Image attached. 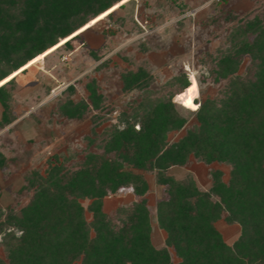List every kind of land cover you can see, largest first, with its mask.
<instances>
[{"label": "trees", "instance_id": "16d2710c", "mask_svg": "<svg viewBox=\"0 0 264 264\" xmlns=\"http://www.w3.org/2000/svg\"><path fill=\"white\" fill-rule=\"evenodd\" d=\"M121 1L0 0V126L14 120L8 87L13 75L92 17L105 12L112 17L124 7L111 12ZM81 34L62 47L72 50ZM224 43L212 69L213 81L224 84L213 98L197 104L196 83L185 75L172 77L157 96H144L112 124L93 130L81 159L67 165L55 154L43 171L25 176L19 192H32L28 202L5 212L0 207L5 252L0 264H173L170 248L178 264H264V7L237 17ZM245 56L249 60L240 72ZM150 78L143 68L124 74L123 89H145ZM87 88L88 100L69 98L59 107L61 115L82 119L89 109L102 108V96L93 85ZM179 105L197 123L170 142L168 132L186 122ZM190 155L230 165L228 180L215 169L210 186L201 189L191 176L168 173L186 165ZM5 162L0 152V168ZM134 170L155 171L163 186L156 201V222L166 233L162 246L152 239L144 198L148 183ZM128 186L139 200L111 214L103 211V198ZM86 198L90 222L81 203ZM220 219L240 226L231 244L215 226Z\"/></svg>", "mask_w": 264, "mask_h": 264}, {"label": "rangeland", "instance_id": "374dc122", "mask_svg": "<svg viewBox=\"0 0 264 264\" xmlns=\"http://www.w3.org/2000/svg\"><path fill=\"white\" fill-rule=\"evenodd\" d=\"M121 4L124 7L112 17H107L108 12L92 17L70 37L61 39L54 48L50 47L13 75L14 82L8 87L14 120L0 126V152L6 158L0 168V207L4 212L11 205L19 208L28 202L32 192L20 194L19 190L32 170L43 171L55 154L67 165L81 159L93 130L100 132L144 96H157V91L170 78L185 75L187 80L194 81L199 95L197 104L213 98L224 84L213 81L212 69L219 49H225L224 38L229 28L237 17L263 8L264 0H122L111 12ZM78 34L81 36L73 40L72 50L62 47ZM248 60L247 56L243 57L240 72ZM139 68L151 75L149 85L145 89L124 91L123 75ZM70 84L74 88L72 92L67 90ZM89 85L102 96V108L89 109L82 119L61 115L59 107L69 98L76 102L88 100ZM172 100L175 101L174 96ZM177 108L185 115L186 122L182 128L168 132L170 142L197 123L194 113L180 105ZM215 169L223 172L224 181L228 180L230 165L206 164L193 155L186 165L172 166L168 173L177 179L191 176L198 187L207 189L210 172ZM134 171L142 173L148 183L144 198L152 239L156 246H162L166 233L156 222V201L162 196L163 186L156 183L155 171ZM139 198L131 186L120 187L103 198L102 208L111 214L120 205ZM81 203L90 222L91 212L87 210L90 199ZM215 226L229 244L240 232L237 223L228 224L223 219L217 220ZM16 233L20 232L16 230ZM169 250L173 264H178L179 258L172 248ZM0 257H5L1 245Z\"/></svg>", "mask_w": 264, "mask_h": 264}, {"label": "snow or ice", "instance_id": "6c2138e0", "mask_svg": "<svg viewBox=\"0 0 264 264\" xmlns=\"http://www.w3.org/2000/svg\"><path fill=\"white\" fill-rule=\"evenodd\" d=\"M195 90V85H193V89H192V91H194ZM189 104H190V101H189ZM191 106V105H190Z\"/></svg>", "mask_w": 264, "mask_h": 264}, {"label": "crops", "instance_id": "0c3cea01", "mask_svg": "<svg viewBox=\"0 0 264 264\" xmlns=\"http://www.w3.org/2000/svg\"><path fill=\"white\" fill-rule=\"evenodd\" d=\"M238 235H239V233H238ZM238 235H237V236H238ZM236 238H237V237H236ZM236 238H235V239H236ZM235 239H234V240H235ZM234 240H233V241H234ZM233 241H232V242H233ZM225 242H226V241H225ZM228 244H229V243H228ZM230 244H231V243H230Z\"/></svg>", "mask_w": 264, "mask_h": 264}]
</instances>
